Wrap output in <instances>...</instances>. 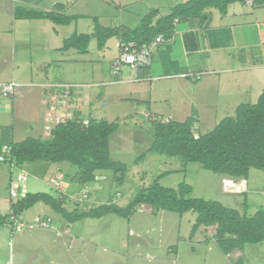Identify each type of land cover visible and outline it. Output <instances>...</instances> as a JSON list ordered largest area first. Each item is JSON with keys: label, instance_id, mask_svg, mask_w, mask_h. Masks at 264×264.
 Here are the masks:
<instances>
[{"label": "rangeland", "instance_id": "rangeland-1", "mask_svg": "<svg viewBox=\"0 0 264 264\" xmlns=\"http://www.w3.org/2000/svg\"><path fill=\"white\" fill-rule=\"evenodd\" d=\"M185 1L187 0H45L47 8L49 6L47 10L55 9L57 4H64L65 14L88 16L61 25L44 19L11 18L14 16L9 14L8 9L17 5L38 9L35 4H38L39 0H0V85L12 81L21 84V73L30 76L47 65L41 60L40 63L34 61L30 65L31 58L36 60L38 55L42 59L53 58L52 70L61 72L62 83L74 85L73 89H92L100 94L102 99L98 103L97 113L85 112L84 107H88L90 99L85 98L83 92L70 93L68 103L65 104L61 97V88L57 87L59 89H56L58 92H55L54 101L61 103L59 110L67 105L69 110L75 107L78 111H83V116L116 121L118 129L110 136L109 152L113 159L121 160L127 165L122 182L116 180L110 170L103 171V176H100L105 177L103 179L98 178L97 172L95 180L86 184V197H82L83 185L72 180L77 171L76 166L63 162L62 165L67 167L62 168L66 174L62 180L63 187L56 189L50 179L54 176L57 166L52 162H33L34 164H26L23 168L27 173L23 182L27 192H46L55 197L63 196L66 208L71 211L91 208L102 204L101 201L104 200L125 207L140 189L149 186L160 174L168 172L159 179V183L165 187L176 188L185 181L192 186L191 197L217 200L225 206L239 209H242L244 201L248 205V214H253L258 209L264 210L263 170L251 168L245 182L232 179L244 186H235L238 190L227 191L223 186L227 178L205 170L197 163L183 166L176 157L154 152H146L142 159H138L152 139L150 118L168 117L172 106L186 110L196 109L189 107L185 102L187 99L179 100L182 96L178 94L175 85L178 77L163 78V70L154 63L149 72V80L137 73L141 67L135 69L126 64H121L118 73L114 74L112 64L119 55L115 46V41L119 39L116 40V37L109 38L106 47L102 49H98L95 40L91 39L87 55L74 49H59L63 37L74 31L91 32V17H97L104 26L123 25L134 28L149 10L156 8L159 15L163 16L171 7ZM47 53L49 55H45ZM253 53L257 54L256 51ZM55 55L59 58L62 55L63 61L56 60ZM223 70L229 69L224 67ZM247 71L244 73H250L252 94L246 93L242 102L255 103L264 91V63L256 70ZM207 73L211 72L202 71L201 77ZM257 77L262 78L259 83L255 82ZM93 80L101 82L84 85L85 82L88 84L87 81ZM93 86L95 87L91 88ZM28 87L18 86L13 96L2 97L0 86V143L20 141L28 135L40 137L43 103L36 102L33 106L26 107L22 100ZM18 91H24L25 96L17 99L15 94ZM89 95L91 98V94ZM195 99L198 100L197 93ZM235 110L228 113L229 111L220 105L214 122H219L223 116H233ZM221 117L223 118L220 119ZM215 126L203 123L198 124L197 129L206 133ZM3 155L10 158L5 153ZM14 172L10 170L9 162L0 161L1 199L10 197L9 181ZM229 184L231 183L227 181L226 185ZM40 209L42 211H39ZM1 211L6 212L5 209ZM36 215L48 226H40L34 222ZM61 217L50 206L37 202L22 213L20 231H16L9 218L0 220V264H98L94 262L96 258L93 260L90 254L95 249L105 253L101 250L103 248L109 257L113 251L118 253L121 264H264V240L245 244L243 248L225 254L211 238L213 227L200 226L193 231L194 211L180 215L139 205L126 218L106 214L100 218H83L68 222L59 220ZM62 225L68 227L64 229ZM72 233L79 234L81 239H71ZM68 245L77 247L70 249ZM105 260L113 261L106 258Z\"/></svg>", "mask_w": 264, "mask_h": 264}, {"label": "trees", "instance_id": "trees-1", "mask_svg": "<svg viewBox=\"0 0 264 264\" xmlns=\"http://www.w3.org/2000/svg\"><path fill=\"white\" fill-rule=\"evenodd\" d=\"M247 0H187L171 7L163 16L154 8L144 14L134 28L104 26L97 17H91L93 29L89 33L74 31L63 38L60 50L74 49L81 54L88 52L91 39L96 47L102 49L109 38L119 39L122 48L129 42L138 50L142 45L151 44L159 35L169 41L175 33V22L204 24L207 15L204 10L216 8L225 14L227 6L234 2L244 3ZM256 5H264V0H251ZM57 4L53 10H38L17 5L12 15L15 19H44L55 24L66 25L82 17V14H65L58 11ZM123 26V27H121ZM190 48L189 45L186 46ZM165 61L162 62V67ZM148 66V65H146ZM145 67V66H143ZM164 69L169 73L170 69ZM152 139L146 152H154L178 158L183 166L197 163L201 168L220 174L222 178L245 180L251 168L264 171V91L255 103H241L236 107L233 116H226L216 126L206 132L198 133L194 129L195 116L183 121L169 120L162 122L150 119ZM118 129L116 121L103 118H89L83 125L77 117L65 123L57 124L49 137H31L8 142V155L15 164L37 161L68 162L76 166L77 171L72 180L85 185L93 180L97 172L110 170L114 178L122 182L127 165L110 156V136ZM196 131L198 136L194 137ZM0 143V150L2 147ZM164 172L147 187L140 189L134 198L125 206L113 202L102 203L91 208L66 210L63 197H55L46 192H27L22 198L10 204L12 214L18 216L37 202L50 206L68 222L83 218H100L106 214L128 217L139 205H149L153 210H165L182 215L194 211L193 231L204 226L213 227L212 240L225 254L241 249L245 244H255L264 240V210L258 209L253 214L247 213L248 205L242 202V209L228 207L217 200L202 197H191L192 186L182 181L176 188L165 187L159 183ZM11 214L1 215L5 221ZM236 264H240L237 262Z\"/></svg>", "mask_w": 264, "mask_h": 264}, {"label": "crops", "instance_id": "crops-1", "mask_svg": "<svg viewBox=\"0 0 264 264\" xmlns=\"http://www.w3.org/2000/svg\"><path fill=\"white\" fill-rule=\"evenodd\" d=\"M47 5L48 4H46L45 0H39V3L35 4V6L38 7V10L44 11L49 9V6L47 8ZM65 6L66 5L61 4L60 12H64L63 8ZM8 11L9 14L12 15L13 9H8ZM204 13L207 15V19L203 25L198 24V22H187L182 24L175 22V33L172 38L169 41L163 40L162 42L155 44L152 47L151 64L137 70V73L147 77V80H149V72L152 63L159 65L163 72V68L170 69L169 73H163V78H166L164 77L166 75L174 73H191L193 75L183 78L178 77V81L175 85L178 90V94L182 96L179 100L183 101V99H187V101H184L189 105V107H195L196 109L191 108L190 110H186L172 106L173 108H170L168 116H170L171 120L183 121L194 113V129H196V131L198 130V124H218V122H214L213 119L216 117V111L220 105L223 108L225 107L229 111L228 113H232V111L236 109L239 104L245 103L242 102V99L243 97H246V93L249 92L252 94V87H250V73L246 74L244 72H248L247 70H256L264 63V5H256L252 3L251 0H247L244 3L234 2L229 4L225 14H221L213 7L205 9ZM116 40L118 39L116 38ZM187 45H189L190 48H187ZM115 46L118 48L119 54V41H115ZM254 51H256V55L258 56L253 53ZM56 52L58 53L61 51ZM239 53L241 55H239ZM87 54L88 53L84 55ZM45 55L49 54L47 53ZM54 57L58 61H63L61 58L62 55L60 57L61 59L56 55ZM40 60L47 64L44 68H39L40 71L33 72L30 76L27 74L24 76V74L21 73L19 77L20 81H22L21 86H29L26 96L24 91H18L15 95L18 96L17 99L25 96L23 97L22 102L26 105V107H31L36 102L39 104L43 103L41 108L43 124L40 137L45 138L50 136L49 132H47L44 128L45 107L50 102L54 101L55 92H57L55 86L62 84V74L61 72L56 73L52 70L51 65L53 58L42 59L41 56L38 55L36 60L31 58L30 65H32L31 63L34 61L40 63ZM163 61H165V65L162 67ZM255 61L256 63H254ZM257 61L263 62L258 63ZM224 67H228L229 70H223ZM218 69H221V71L219 72ZM202 71H209L211 73H207L206 76L201 77ZM196 75H198V77H196ZM255 77L256 76L254 75V78ZM261 80V77H257L255 82L259 83ZM87 82L89 83L86 84L85 82L84 85L99 84L101 81L97 82L93 80ZM94 87L95 86L91 88ZM80 92L84 93L85 98L90 99L88 107H84L86 110L85 112L97 113V108L99 107L98 103L102 101L100 94L98 95V93H95L94 90H89L87 88L81 89ZM195 93L198 95V100L195 99ZM89 94H91V98ZM209 109L211 112L208 113L207 110ZM82 113L84 114V112ZM197 132L201 133L199 130ZM53 164L57 166L56 172L61 170L65 174V171H63L62 168L67 167L62 165L63 162H56ZM25 165L26 164H24L21 168L23 169ZM27 165H30V163H27ZM102 174L103 171L99 172L97 175L98 178H105L100 177L103 176ZM84 186H86V184L83 185V187ZM101 202L107 203L105 200ZM147 206L151 209L149 205ZM63 207L66 208L65 199ZM2 209H5L6 212L2 213ZM66 210L70 211V209L67 208ZM39 211L42 210L40 209ZM9 212V198H0V214L6 215L9 214ZM21 216L22 214H20V219ZM36 217L39 216H34V219ZM59 220L63 221L65 219L61 217ZM62 227L66 229L68 226L62 225ZM74 237H76V239H81V236L77 233L71 234V239ZM77 245H68V248L72 249L77 247ZM101 250L105 253L95 249L90 254L93 260L96 258L94 262L98 264H121L118 253L113 251L110 255L111 257H109L106 255L108 252L104 248ZM105 258L113 261H106Z\"/></svg>", "mask_w": 264, "mask_h": 264}, {"label": "built area", "instance_id": "built-area-1", "mask_svg": "<svg viewBox=\"0 0 264 264\" xmlns=\"http://www.w3.org/2000/svg\"><path fill=\"white\" fill-rule=\"evenodd\" d=\"M162 41H163V38L161 35H159L155 38V40L151 44L142 45L138 50L134 47V44L132 42L127 43L122 48H120L118 58L112 64V67L114 69L113 73L114 74L118 73V71L120 70L121 64L129 65L131 67H134L135 69H138L139 67H143L146 65H150L152 47L155 44L160 43ZM189 76H193V75L191 73H174V74L166 75L164 77H166V78H170V77L171 78L172 77L183 78V77H189ZM196 77H198V75H196ZM0 86H1V96L2 97H9L15 93V89L18 86H21V84L15 82V81H12L9 83H3ZM57 87L61 88L60 93H62L61 97H62L65 104L68 103L70 93H74L75 91L80 92V90H81L78 88L73 89L74 85H72V84L62 83V84L55 86L56 89H59ZM60 107H61V103H59L58 101L50 102L45 107L44 128L47 132H49L50 135H51L52 129L57 124L65 123L66 121H68L70 119H74L75 117H77L78 120H80L83 125H87L89 118L93 117V116H89V115L83 116V114H82L83 111H78V109H76L75 107H72L71 110H69V107L66 105L62 110H59ZM161 118H154L153 117L152 119L160 120L162 122H167V121L171 120L170 116L162 118V119ZM193 134H194V137L198 136L196 131H194ZM9 150H10V146H8L6 144L2 145L1 150H0V161L9 162L10 170L15 171L13 178H10V181H9V194H10L9 202L11 204V203L15 202L16 200L22 198L27 193L26 185L23 183L24 180H26L27 173L21 167L16 165L13 159H11L9 157H7V158L4 157L3 154L5 153L6 155H8ZM64 177H65V174L61 170H59V171L55 172L54 176L50 179V181L56 189H61L63 187L62 180L64 179ZM228 180L232 181V185L237 184L232 179H228ZM242 181L245 182V180H242ZM223 186H224V184H223ZM243 186H241V187H243ZM85 188H86V186H84L83 189L81 190L82 191V197H86V193H85L86 189ZM224 189L227 191H229V190L232 191L235 189V186L230 185L228 189H226L224 186ZM60 197H63V196H60ZM9 214H11L9 219H10L12 225L15 226L16 231H20V229L22 227V222H20V215H18V216L13 215L11 209H10ZM34 222H37L38 225H40V226H44V227L48 226V224L39 217H36L34 219ZM34 222H32V223H34Z\"/></svg>", "mask_w": 264, "mask_h": 264}, {"label": "bare ground", "instance_id": "bare-ground-1", "mask_svg": "<svg viewBox=\"0 0 264 264\" xmlns=\"http://www.w3.org/2000/svg\"><path fill=\"white\" fill-rule=\"evenodd\" d=\"M227 181H229L231 184L226 185V182H227ZM230 185H231V186H238L239 188H240L241 186H243L242 184H241V185H239V184L232 185V181H230V180H225V181H224V186H225L226 189H228ZM235 189H236V188H235ZM236 190H238V189H236Z\"/></svg>", "mask_w": 264, "mask_h": 264}, {"label": "clouds", "instance_id": "clouds-1", "mask_svg": "<svg viewBox=\"0 0 264 264\" xmlns=\"http://www.w3.org/2000/svg\"><path fill=\"white\" fill-rule=\"evenodd\" d=\"M4 145V144H3Z\"/></svg>", "mask_w": 264, "mask_h": 264}]
</instances>
